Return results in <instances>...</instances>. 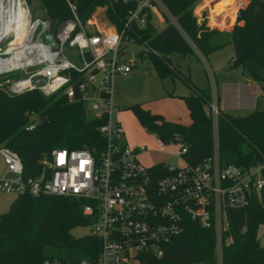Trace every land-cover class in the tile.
Here are the masks:
<instances>
[{
  "label": "built area",
  "instance_id": "2783aa9c",
  "mask_svg": "<svg viewBox=\"0 0 264 264\" xmlns=\"http://www.w3.org/2000/svg\"><path fill=\"white\" fill-rule=\"evenodd\" d=\"M18 2V11L5 30L12 40L0 49V90L11 96L36 93L50 97L59 93L69 103L83 104L92 118L101 121L97 131L103 143L92 150L54 149L41 160L33 176L25 175L17 153L0 146L4 165L0 193L84 202L82 214L91 221L89 234L99 240L100 252L95 262L74 264H140L142 253L161 257L163 247L188 223L214 232L216 261L221 264L222 247L231 242L230 237L225 238L229 212L244 210L252 203L264 209V157L244 168L220 163L216 89L211 87L209 104L214 153L196 165L184 162L178 168L164 166L165 173L155 169L156 165L146 168L139 160L146 148L129 146L124 128L113 120V114L121 111L113 80L133 69V57L125 61L126 46L131 44L127 30L142 28L151 18L160 23L167 18L178 28L162 1L124 0L133 8L124 16L120 31L114 27L100 29L89 19L80 21L75 5L68 1L72 17L62 23L35 16L23 0ZM232 3L236 21L244 3ZM220 16L212 18L214 26L220 25L216 22ZM200 18L199 23L206 21L204 11ZM2 26L6 28L5 21ZM27 117L26 131H33L39 123L37 115L30 112ZM159 145L162 148L163 144ZM177 146L180 157L186 148Z\"/></svg>",
  "mask_w": 264,
  "mask_h": 264
},
{
  "label": "trees",
  "instance_id": "16d2710c",
  "mask_svg": "<svg viewBox=\"0 0 264 264\" xmlns=\"http://www.w3.org/2000/svg\"><path fill=\"white\" fill-rule=\"evenodd\" d=\"M67 1L75 5L76 15L82 22L96 8L104 7L108 23L117 31L122 29L124 16L133 8L132 3L124 0H34L36 5L30 8L33 14L40 11L45 17L62 23L72 17ZM161 1L178 28L166 18L165 27L158 31L151 18L144 27L127 30L126 38L131 44L145 47L139 57L149 61L162 81L175 84L178 80L186 85L188 93L181 99L190 122L188 125L167 122L139 105L132 106L131 110L147 132L162 143L174 141L184 145L186 151L180 155L181 160L196 165L214 153L209 110L211 87H196L171 65L170 55L177 53L186 57L197 53L205 59L232 45L234 55L229 69H242L264 94V0L246 1L229 33L207 27L205 20L197 21L193 9L199 0ZM218 13L217 5L211 12L210 24ZM30 112L37 115L39 123L33 131H26ZM100 124V120L86 112L83 104L69 103L59 93L50 97L36 93L11 96L0 90V146L17 153L27 176L35 175L41 160L54 149L100 148L103 143L97 131ZM217 130V152L222 165L244 168L264 157V110L233 117L219 108ZM154 168L166 172L161 164ZM84 204L64 197L17 196L8 211L0 215V264L95 262L100 252L99 240L90 234L71 236L72 230L90 226V219L82 214ZM263 223L264 209L258 203L241 211H230L225 238L230 237L231 242L222 247L221 264H264V247L257 237ZM138 260L140 264H216L214 232L188 223L180 235L163 247L161 257L142 253Z\"/></svg>",
  "mask_w": 264,
  "mask_h": 264
},
{
  "label": "rangeland",
  "instance_id": "374dc122",
  "mask_svg": "<svg viewBox=\"0 0 264 264\" xmlns=\"http://www.w3.org/2000/svg\"><path fill=\"white\" fill-rule=\"evenodd\" d=\"M18 1L15 0V7L19 3ZM205 1L199 0L193 9V16L199 22L201 19L200 14L204 11L206 22L208 21L207 27L222 33H229L235 24V21H233L235 5L232 3L234 0H207V3ZM241 1L246 3L247 0ZM32 5L35 6V2ZM217 5L218 14L221 16L216 18V22L220 25L211 26L209 18ZM197 7L201 8L195 14ZM29 9L31 11V8ZM33 15L47 18L40 11H36ZM89 20L96 22L98 27L103 30L113 27L105 17L104 7L96 8ZM152 23L158 31L165 27L164 23H160L156 19H152ZM143 51H145L143 45L128 44L126 46L127 54L133 57V69L127 76L116 77L113 80L116 104L121 109L118 113L113 114V120L118 121L124 128V140L129 146H143L146 148L145 153L139 157L143 166L150 168L161 164L165 167H182L184 162L178 155L177 144L170 146L154 138L140 124L131 107L139 105L142 110L161 116L167 122L188 125L189 117L185 104L181 99L182 96L188 93V89L184 83L178 80L175 81V84L170 80L162 81L149 61L139 57V54ZM233 55L232 45H226L205 59L193 55L184 57L177 53L171 54L170 59L171 65L176 67L184 77L189 78L196 87L205 88L210 86L215 88L220 98L219 107L224 113L233 117H245L255 110H264V94L259 85L249 80L242 69H229ZM3 78H9V76ZM244 86L252 87L253 94H245L241 90ZM159 143L163 144L162 148ZM3 171L4 165L0 158V175ZM15 198V194L0 193V215L8 211ZM85 234H89L88 227L76 228L71 231V236L75 238ZM257 237L260 246L264 247V224L259 226Z\"/></svg>",
  "mask_w": 264,
  "mask_h": 264
},
{
  "label": "bare ground",
  "instance_id": "6f19581e",
  "mask_svg": "<svg viewBox=\"0 0 264 264\" xmlns=\"http://www.w3.org/2000/svg\"><path fill=\"white\" fill-rule=\"evenodd\" d=\"M19 4V3H18ZM19 5L15 7V0H0V23L5 21L6 28H0V37L5 35L8 30V25L10 24L12 17L14 18L16 11H18ZM12 26V25H11Z\"/></svg>",
  "mask_w": 264,
  "mask_h": 264
},
{
  "label": "water",
  "instance_id": "95a60500",
  "mask_svg": "<svg viewBox=\"0 0 264 264\" xmlns=\"http://www.w3.org/2000/svg\"><path fill=\"white\" fill-rule=\"evenodd\" d=\"M33 1L34 0H23L24 4L27 6V7H31V5L33 4ZM48 40H50V36L47 37ZM12 40V35L11 33L7 34V35H2L0 37V49H2L6 44H8L9 42H11ZM131 55L130 54H127L126 57H125V61H131Z\"/></svg>",
  "mask_w": 264,
  "mask_h": 264
},
{
  "label": "crops",
  "instance_id": "0c3cea01",
  "mask_svg": "<svg viewBox=\"0 0 264 264\" xmlns=\"http://www.w3.org/2000/svg\"><path fill=\"white\" fill-rule=\"evenodd\" d=\"M214 24H215V22H214V20L212 19V24H211V26H214ZM193 56H195V57H197V58H202L201 56H199L197 53H195V55H193ZM203 59V58H202ZM170 61H171V59H170ZM241 90L246 94H248V95H252L253 94V89H252V87H250V86H244V88L242 87L241 88ZM187 95V94H186ZM187 110V109H186ZM187 114H188V112H187ZM189 117V116H188ZM189 122H190V119H189Z\"/></svg>",
  "mask_w": 264,
  "mask_h": 264
}]
</instances>
